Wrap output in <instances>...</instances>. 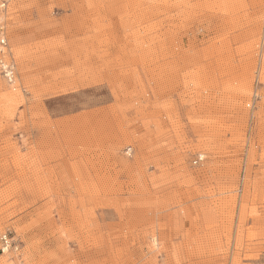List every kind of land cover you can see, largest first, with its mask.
<instances>
[{
  "label": "rangeland",
  "instance_id": "rangeland-1",
  "mask_svg": "<svg viewBox=\"0 0 264 264\" xmlns=\"http://www.w3.org/2000/svg\"><path fill=\"white\" fill-rule=\"evenodd\" d=\"M8 2L0 264H264V0Z\"/></svg>",
  "mask_w": 264,
  "mask_h": 264
},
{
  "label": "built area",
  "instance_id": "built-area-1",
  "mask_svg": "<svg viewBox=\"0 0 264 264\" xmlns=\"http://www.w3.org/2000/svg\"><path fill=\"white\" fill-rule=\"evenodd\" d=\"M8 0H0V77L3 78L10 85L17 83V66L12 57L7 39V23L6 14L8 9ZM204 160V155H199L194 163H199ZM0 249L2 253L18 252L20 245L10 232H3L0 234Z\"/></svg>",
  "mask_w": 264,
  "mask_h": 264
},
{
  "label": "crops",
  "instance_id": "crops-1",
  "mask_svg": "<svg viewBox=\"0 0 264 264\" xmlns=\"http://www.w3.org/2000/svg\"><path fill=\"white\" fill-rule=\"evenodd\" d=\"M261 257L264 258V254H262Z\"/></svg>",
  "mask_w": 264,
  "mask_h": 264
}]
</instances>
